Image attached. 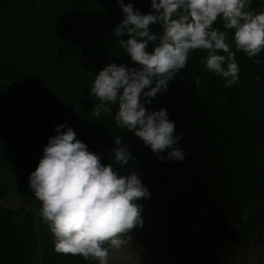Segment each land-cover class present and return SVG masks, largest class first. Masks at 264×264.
Segmentation results:
<instances>
[{
    "label": "trees",
    "instance_id": "16d2710c",
    "mask_svg": "<svg viewBox=\"0 0 264 264\" xmlns=\"http://www.w3.org/2000/svg\"><path fill=\"white\" fill-rule=\"evenodd\" d=\"M123 3L152 11L151 0ZM251 9L264 10V0ZM123 18L117 0H0V199L23 204L0 205V264H98L54 251L28 187L60 124L149 189L137 201L143 226L131 231L144 250L139 264H264V51L254 58L260 64L236 53L239 80L229 87L201 63L206 51L189 54L167 90L145 104L166 109L175 135L183 134V161L162 162L109 115L92 114L95 75L110 63L137 66L119 46L126 37L113 32ZM214 27L227 31L219 19ZM111 107L114 116L118 105ZM117 136L134 158L123 168L114 163Z\"/></svg>",
    "mask_w": 264,
    "mask_h": 264
},
{
    "label": "clouds",
    "instance_id": "9594fccd",
    "mask_svg": "<svg viewBox=\"0 0 264 264\" xmlns=\"http://www.w3.org/2000/svg\"><path fill=\"white\" fill-rule=\"evenodd\" d=\"M117 3L124 18L113 32L126 37L119 46L137 66L110 63L95 75L90 94L99 103L92 114L109 115L118 128L142 140L159 161L182 162L183 134L175 135L166 109L148 111L145 104L167 90L196 50L207 52L201 63L225 87L236 84L240 72L236 53L254 59L264 51V10H252V0H151L152 11L141 14L131 3ZM218 19L227 31L214 27ZM151 25H159L161 31L153 32ZM229 32L235 51L228 42ZM195 82L199 84V79ZM112 105H118L114 116ZM54 131L28 177L29 190L41 204L39 215L52 234L55 252L109 264L110 248L119 249L131 239L133 229L143 226V209L137 201L150 198L149 189L136 171L123 175L113 164H103L101 155L79 141L71 127L60 124ZM113 142L114 163L123 168L134 158L121 137ZM164 152L166 156L160 155Z\"/></svg>",
    "mask_w": 264,
    "mask_h": 264
},
{
    "label": "rangeland",
    "instance_id": "374dc122",
    "mask_svg": "<svg viewBox=\"0 0 264 264\" xmlns=\"http://www.w3.org/2000/svg\"><path fill=\"white\" fill-rule=\"evenodd\" d=\"M0 205L7 208H18L23 204L16 198L0 199ZM131 239L122 245L119 249L109 250V264H139L144 252L143 247L136 242L132 233H129ZM127 239V238H126Z\"/></svg>",
    "mask_w": 264,
    "mask_h": 264
}]
</instances>
